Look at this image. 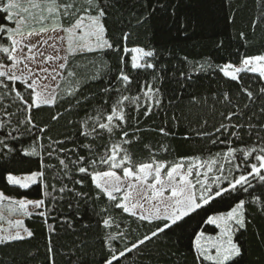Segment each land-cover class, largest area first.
<instances>
[{"label":"snow or ice","instance_id":"1","mask_svg":"<svg viewBox=\"0 0 264 264\" xmlns=\"http://www.w3.org/2000/svg\"><path fill=\"white\" fill-rule=\"evenodd\" d=\"M116 3L0 0V160L34 158L35 171L6 179L23 190L36 185L40 197L17 199L0 191V221L5 213L21 217L0 228V246L33 238L24 219L40 217L48 231V264H56L58 254L75 257L69 264H82L93 224L85 222L78 230L75 221L82 220L81 206L88 205L95 217L100 264H141L150 258L145 248L177 232L188 235L192 264H241L245 250L237 234L252 224L250 209L264 217V51L245 55L237 49V56L223 63L184 57L183 65L172 70L181 87L194 82V74L219 73L229 82V88L212 96L210 107L207 98L190 96L188 114L180 111L187 121L181 138L191 141L192 152L172 155L177 132L168 121L178 129L181 117H169L164 108L168 66L156 48L129 46L135 33L127 25L113 37L106 24ZM257 4L261 13L252 20L253 33L264 26V0ZM142 6L147 14L136 17L140 27L148 23L168 29L169 35L171 30L187 35L194 23L187 16L176 18L184 0H143ZM239 35L246 48L245 33ZM112 55L120 65L115 74L105 59ZM89 57L92 72L82 82L76 61ZM98 80L105 81L100 94H94L98 107L77 122L79 109L86 107L81 97L90 99L84 89ZM133 87L136 94H131ZM176 92L168 96L169 107L179 99ZM44 109L52 110L48 121L38 123L36 115ZM161 111L162 126L141 127V117ZM65 113L74 114L67 123L76 126L75 134L54 138L50 125ZM152 133L159 137L155 143L146 139ZM64 200L69 211L75 208L72 216L58 215L57 205ZM118 216L121 222L130 218L146 224L149 231L130 242L127 228L113 231L120 228ZM61 229L77 237L67 252L53 243ZM257 235L264 245V233Z\"/></svg>","mask_w":264,"mask_h":264},{"label":"trees","instance_id":"2","mask_svg":"<svg viewBox=\"0 0 264 264\" xmlns=\"http://www.w3.org/2000/svg\"><path fill=\"white\" fill-rule=\"evenodd\" d=\"M142 4L143 0H117L116 7L111 10L106 26L115 38L121 34V29L127 25L128 30H132L135 33L129 41V46L146 45L159 51L161 59L167 64L169 69L168 78L165 79L162 85L166 93L164 108L167 110L169 117L172 114L181 117L180 109H184V114L187 115L188 109L186 105H188L189 98L192 95L207 98L209 101L208 106L210 107L212 96L229 88V82L224 80L219 73L208 76H197L194 74V82L181 87L172 78V70L177 66L183 65L184 57H188L193 62H203L211 59L213 63H223L234 59L237 56V49L245 55H254L264 51V26L257 27L254 33L251 28L252 20L259 17L261 13L257 0H184V7L179 9L176 18L179 21L187 16L194 21L187 35L183 32L177 34L175 30H171V35H169L168 29L160 26L154 27L148 23L143 27L136 25V17L140 13L147 14ZM230 17H234V21L229 22L228 18ZM129 21H131L130 25L128 24ZM240 32H244L246 35L248 41L246 48L243 46L244 41L240 39ZM221 42L222 46L218 47ZM91 58H78L76 61L80 65L77 71L80 73L81 81L84 76L91 75L92 68L88 64V60ZM105 59L108 61L112 73L115 74L120 66L118 58L112 55L105 57ZM85 65H88V67H85ZM148 79L150 81L151 77L149 76ZM104 84V80L91 81L85 87L84 95L90 99L84 101L83 96L81 97L86 107L79 109L81 116L75 117L77 122L82 119L85 111L91 113L98 107L95 100ZM256 86L254 84L253 89ZM235 87V82H231V90H234ZM173 90H177L176 94L179 99L174 101V106L169 107L168 96L172 94ZM136 91V88L133 87L131 94H136ZM243 99L246 100L247 98L244 97ZM67 107L71 108L73 105L70 104ZM217 107L219 108L220 106L217 105ZM50 111L52 110L44 109L40 111L36 115L37 122H47ZM61 111L64 110L61 109ZM72 118H74V114L69 116L68 113H65L59 122L50 125L52 129L51 135L57 139H64L69 134L74 135L76 126L67 123ZM164 120L163 111L160 112V115H153L148 118L141 117V127L158 128L162 126ZM212 122L210 121V124ZM168 124L170 128L177 132L176 138L172 141L176 151L172 155L184 156L191 154V141H185L181 138L186 132L187 121L181 117V124L178 129L172 125L170 119ZM146 139H151L155 143L159 137L152 133L146 135ZM69 146L71 147V145ZM221 147L223 148V145ZM29 159H32L33 162H26ZM36 169L37 164L34 158L17 156L15 159L0 160V191L17 199L23 197L28 199L40 198L36 185L31 189L23 190L8 185L6 179L8 174H28ZM76 187L79 188L80 186L77 185ZM67 203L68 201L64 200L57 205L58 215L72 216L74 214L75 208L69 211L66 206ZM217 207L221 210H226L227 208L226 205H217ZM80 211L82 220L75 221L77 229L79 230L85 222L93 224V228L87 232L89 248L87 255L82 258V264H100L103 257L100 254L98 233L95 230V217H92L91 209L88 205H82ZM116 211L119 212V210ZM250 213L253 217L252 224L247 231L242 230L237 234V238L245 250L241 264H264V245L260 243V237L257 235L258 232L264 233V217L258 215L253 209H250ZM14 217L19 218V216ZM14 217L10 214L6 219H13ZM117 221L120 222V228H114L113 231L127 228V239L130 242H135L149 231L148 225L139 226L137 222H132L130 218H125L121 222L118 216ZM49 222L51 223V221ZM24 224L33 231V238L22 242H14L10 246H0V260L4 261V264H48L46 251L48 231L43 219L40 217L25 218ZM193 226H195V222H193ZM57 227L60 226L57 225ZM76 240L77 237L73 233L62 229L58 236L53 237L54 246L61 252L69 251L70 247L76 243ZM188 247V235L177 232L163 242L145 248V253L150 254V258L145 259L141 264H192V257L188 253ZM29 253L34 255H29ZM131 255H135V253ZM55 259L56 264H69V259H75V257L70 258L58 254Z\"/></svg>","mask_w":264,"mask_h":264},{"label":"rangeland","instance_id":"3","mask_svg":"<svg viewBox=\"0 0 264 264\" xmlns=\"http://www.w3.org/2000/svg\"><path fill=\"white\" fill-rule=\"evenodd\" d=\"M48 35H52L51 33H49ZM50 43H52V41H50ZM46 51L48 52V53H54V50L53 49H51V48H47L46 49ZM12 175H15V176H18V177H21V176H23V175H26V174H12ZM10 214L9 213H5V217L7 218V216H9ZM14 217V216H13ZM21 217H14L13 218V220L14 219H20ZM0 228H9V224H8V220L7 219H5V220H3V221H0ZM14 230V229H13Z\"/></svg>","mask_w":264,"mask_h":264}]
</instances>
